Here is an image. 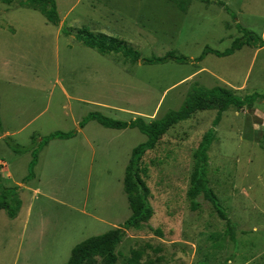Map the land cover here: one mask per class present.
Instances as JSON below:
<instances>
[{
	"label": "rangeland",
	"instance_id": "1",
	"mask_svg": "<svg viewBox=\"0 0 264 264\" xmlns=\"http://www.w3.org/2000/svg\"><path fill=\"white\" fill-rule=\"evenodd\" d=\"M56 3L59 25L49 22L38 5L0 0L3 123L21 127L40 113L17 135L0 137V170L14 172L2 179L6 186L29 173L32 150L15 148L33 146L34 137L39 143L56 131H77L91 112L149 122L180 109L199 87L264 95V47L244 46L226 57L208 54L198 64H132L120 53H101L78 38L88 29L116 37L143 58L171 50L196 58L206 46L229 48L242 36L238 25L264 37V0ZM15 107L18 123L11 119ZM217 111L212 105L173 125L142 158L154 215L142 229L126 231L116 247L118 264H127L134 252L139 264H264V99L253 107L229 108L214 127ZM211 128L208 185L235 226L233 236L204 194L197 197L196 209L188 198L194 152ZM85 134L86 140L83 134L51 140L36 179L20 189L18 219L0 211V264H65L78 243L130 217L125 171L146 134L96 120L88 122Z\"/></svg>",
	"mask_w": 264,
	"mask_h": 264
},
{
	"label": "trees",
	"instance_id": "2",
	"mask_svg": "<svg viewBox=\"0 0 264 264\" xmlns=\"http://www.w3.org/2000/svg\"><path fill=\"white\" fill-rule=\"evenodd\" d=\"M6 4H12L18 1L21 5L31 4L41 7L40 11L44 14L47 20L55 25H59L60 16L56 0H1ZM239 30L242 36L236 38L231 46L223 51L213 49L206 46L203 53L191 58L176 51H168L163 56L141 57L138 50L128 46L116 37L107 36L99 33L95 34L88 29L78 33V38L86 46L97 49L101 53H120L124 58L136 64L142 61L144 64H164L169 61H174L179 64H198L203 61L208 54H215L219 57L231 56L235 52L241 50L244 46L252 48L264 47V37L247 30L241 25ZM264 99V95L257 92L239 95L235 91L222 86H216L210 89L196 88L193 93L186 99L182 107L178 110L169 111L164 117L152 121H146L143 117H137L131 121H123L109 118L98 112L89 113L79 123L83 128L90 120H96L106 127L116 129L138 128L142 133L146 134L147 140L133 149L131 159L126 167L124 177V190L127 194L129 207L132 211L130 217L125 220L120 227H114L106 233L89 237L78 243L71 252L68 261L65 264H98V258L101 264H118V254L116 247L119 245L126 231L129 229L140 230L154 215V208L150 202V188L145 180L147 169L141 165L142 158L147 151L153 150L161 137L167 133L173 125L185 121L191 117L193 113L199 110H204L212 105L218 106L217 115L213 121V126H217L222 115L229 108L234 107L241 110L245 107H253L256 102ZM78 130L69 132L56 131L49 134L44 139L37 143L36 138L32 140L33 146L29 148H15L16 151L32 150V159L29 163V173L26 180L34 178V167L38 162V153L53 139H70L76 136ZM3 134L2 122L0 119V135ZM9 138V137H6ZM215 140V129H209L203 136L197 150L194 152L195 164L191 174V184L188 189V198L193 209L199 207V202L196 200L201 194H204L207 199L215 205L219 215L226 220L230 231H235V226L227 216L226 212L219 206L217 196L212 188L208 185V170H209V155L208 151L211 144ZM37 144V145H36ZM21 186H6L0 177V211L5 210L9 217H17L21 207L22 200L19 196ZM139 253L134 252L133 256L128 259L127 264H139Z\"/></svg>",
	"mask_w": 264,
	"mask_h": 264
},
{
	"label": "crops",
	"instance_id": "3",
	"mask_svg": "<svg viewBox=\"0 0 264 264\" xmlns=\"http://www.w3.org/2000/svg\"><path fill=\"white\" fill-rule=\"evenodd\" d=\"M65 91V90H64ZM16 110H17V108L15 107L14 108V114L11 116V119L14 121V122H16V123H18V115H17V113H16ZM1 113H2V105L0 104V119H1V122H2V127H3V134L0 136V137H2V138H6V137H12V136H15V135H17L20 131H22V129H24L25 128V126H27L30 122H32L39 114L37 113V114H34V115H32V116H30L29 117V120H26L25 121V125H21V127H15V128H13V129H10V128H8V127H6L5 125H4V123H3V121H4V119L1 117ZM80 122V121H79ZM88 124V123H87ZM87 124L83 127V128H80L79 130H78V132H77V134H76V136L75 137H73V138H70V139H64V140H71V139H75L76 137H78L80 134H83L84 135V137H85V130H86V128H87ZM87 138L85 137V140H86ZM87 143H89V141H87ZM48 146V144L42 149V150H40L39 151V153H38V162H37V164L35 165V167H34V170H35V178L33 179V180H35L36 179V176H37V172H36V170L38 169V166H39V164H40V162H41V160H42V153H43V151H44V149L46 148ZM0 175H1V177H2V179L4 180L6 177H8L9 179L10 178H12V177H14V172H12V171H10L8 168L7 169H5V168H3V169H1L0 170ZM22 176V175H21ZM26 177H27V175L26 176H23L22 177V182H16V185L15 186H21V188H25L26 187V184L28 183V182H30L31 180H26ZM21 210V209H20ZM2 211V210H1ZM30 211H29V209H28V214H27V216H26V219H25V221H24V224L28 221V219H29V215H30V213H29ZM19 215H20V211H19V213H18V215H17V217H15L16 219H18V217H19Z\"/></svg>",
	"mask_w": 264,
	"mask_h": 264
}]
</instances>
